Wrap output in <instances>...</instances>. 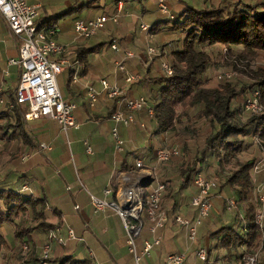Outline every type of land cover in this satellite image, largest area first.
Here are the masks:
<instances>
[{
	"label": "crops",
	"instance_id": "0c3cea01",
	"mask_svg": "<svg viewBox=\"0 0 264 264\" xmlns=\"http://www.w3.org/2000/svg\"><path fill=\"white\" fill-rule=\"evenodd\" d=\"M74 1L75 0H29V3L37 5V22L39 23L41 22L39 18V9H43L47 12L45 14L47 16L46 19H48L64 12L68 7L72 9L66 14L79 10L77 9L78 6H70ZM180 1L181 0H175L177 4H180ZM119 2L121 4V9L118 14L117 22L114 23L116 24V28L108 33L106 39H104L103 35L97 37V31L87 38H74V34H72L73 22L75 20L87 21L80 19L78 16L73 17L70 22L59 23L58 18L54 20V23L58 27V33L55 36L56 42L68 46L64 57L70 63H77L76 72L78 82L68 83L67 85V81H65L66 87L70 90L69 98L65 100L75 105L73 110H76L78 107L80 108L76 114L73 112V118L75 122L78 123V128L83 127L87 135L92 134L95 126L101 122H110L108 116L110 112L116 108V104L112 99L107 98L104 92L101 91L98 93L94 105L89 106L85 94L86 85L92 86L95 90H99L100 85L98 80L104 78L109 83L116 84L123 88L128 98L138 95L146 96L148 94L151 95V91L154 90V86L149 82V78L160 74L158 64L162 58L156 57L151 61L145 62L144 47L148 45V41L152 39L159 42L161 40L163 41L165 37L160 36L159 39L161 40H158V38H156L158 34L155 31L145 33L137 30L135 33V31H133L135 24H133V30L131 31L130 29V18L139 20L138 24L145 23L148 25L163 20V15L156 8V0H143L142 2H138L137 0L112 1L111 14L116 11ZM191 2H193V0ZM166 3L169 12L175 16L174 3L170 0H166ZM199 3L200 2L196 3V5ZM203 3L201 2L199 5ZM102 14L103 13L95 15L94 18ZM122 18L123 20L121 21ZM88 20L91 19L89 18ZM0 26L1 29L4 30L3 33L7 35L4 38L0 37V158L2 161L7 162L0 176V185L2 187H8L11 185L17 186L19 184H25L28 190L35 195L45 197L47 209H49V212L46 214V219L47 221L50 220L49 222L51 223L61 225V233L59 234L65 239L63 244L55 243V241L53 242L51 249L52 254H49V257L54 258L59 255H71L78 259L91 258L95 264H134L132 255L127 251L120 219L115 214L114 210L109 207L94 212L89 203V195L82 204V207L72 203L71 209H75L76 211L80 209L79 214H72V220L68 221L66 226H63L66 221L61 212V204H63L64 208L65 203L66 208L69 203L67 200L60 197L59 193H61L60 190L62 189L60 182L57 180L51 181L45 188V178L52 177L50 175L49 165L51 164V160H53V156L45 155L44 157H40L39 154L44 151H38V144L40 142H45L51 145V149L48 150V152H50L53 149L56 133L61 130L59 124L54 120L46 118L34 120L23 119L22 106L13 105L12 100L18 80L19 69L15 65H7V59L14 58V56L17 55L18 42L10 35L6 23L1 16ZM123 27L126 28V35H118V32L121 31ZM177 36L174 35V38L178 39ZM8 37L10 39L9 41L7 40ZM92 37H94V41L90 42V38L92 39ZM107 40H113L118 46V49L116 51L111 50L104 44L96 53L86 55L84 62L79 61L75 56V51L73 50L75 47L91 46ZM14 50L16 54L13 56L11 54ZM123 51H131L134 53L133 57L124 61L127 72L138 73L140 76L139 80L132 81L129 84H125L122 80V74L114 70L113 63L122 57ZM72 67L74 66L65 68L67 70L66 80H68L72 72ZM3 71H6L5 75ZM149 120L150 118L142 109L139 112H134V123L129 126H119L118 133L123 140V148L119 152H113L112 144H109L110 153L102 156L103 153L101 155L102 158H99L98 155L100 154L98 152L96 153L95 149L94 151L89 149L90 152L86 151L87 147L84 149L85 154L89 157V163L91 164L89 171L92 169L98 170L100 167L104 170L100 192L107 186L112 190L109 195H104L102 193L103 196L102 198L99 197L100 199H105L107 202H115L117 206H121L115 189L119 184H122L121 177L124 172L133 166L136 159H141L143 165L149 167L146 163L155 161L154 150L158 147L156 145L158 143L162 146L167 145L170 131L153 134L152 122ZM140 123L143 124V127L140 126ZM149 123H151L150 128L147 125ZM23 133L26 134L25 139L23 138ZM24 155H26V157H23ZM175 159L174 156L171 157V162L165 164L163 167L164 170L157 172V176L154 173L155 162L152 167L154 178L167 184L165 185L166 187L165 191H163L161 201V208L165 213V220L162 227L156 228L154 232H149L148 227L150 222L145 216L141 217L142 225L139 234L135 238L137 250L139 251L141 249L144 240L153 241L157 239L158 241L156 244H152L149 255L144 257V264H161L162 259L167 254L178 252L184 253L182 264H235V261L231 259L222 258L225 256V250L218 246L219 236L214 233L217 228L222 225H235L237 223L235 216L226 212L221 198L226 196L225 194L227 193L232 194L231 188L227 185H221L219 189H213L211 209L207 217L197 225L195 240L189 242L186 238L183 226L174 221V216L179 215L187 219L193 217L194 208L190 205V198L196 193V189L191 184L182 190L178 189V184L180 182L178 169L180 164H177ZM99 161L104 165L102 164V166L99 164ZM105 162H107V164H105ZM211 163L214 164V166L216 165L215 162ZM199 170L205 176L210 177L208 176L210 175L209 171H213L215 168L209 167L207 171V173H209L208 175L204 170ZM137 172L138 170H135L134 173ZM18 175L22 176V178H18L20 181L17 179ZM149 183L145 186V194L147 193V186ZM92 196L96 197L95 195ZM75 206L76 208H74ZM51 209L58 210L60 212V218L56 217ZM48 214H53V218L47 217ZM80 220L83 221L82 224ZM66 228L72 230L74 238H65ZM86 229L94 230L96 235L94 233V236H89L91 233H87V236L82 238L81 233L86 232ZM75 231L79 234L76 235ZM35 240H38L37 244L39 245L43 239L36 237ZM85 241L87 243H84ZM81 242L83 244H80ZM87 244L89 245V250L85 251ZM200 246L205 247L207 250V257L204 261L198 260L194 254L196 248ZM37 247H40V245Z\"/></svg>",
	"mask_w": 264,
	"mask_h": 264
},
{
	"label": "trees",
	"instance_id": "16d2710c",
	"mask_svg": "<svg viewBox=\"0 0 264 264\" xmlns=\"http://www.w3.org/2000/svg\"><path fill=\"white\" fill-rule=\"evenodd\" d=\"M180 2L182 7L175 16L172 13L171 17L163 15V20L149 24L148 32H159L162 28L173 33L178 32V39H175L174 45L165 44V47H158L162 50L163 58L166 56L165 50L169 53V61L165 58L163 60L169 65L170 74L160 73L149 78V82L154 86V90L151 91L152 102L149 104L152 109L149 117L152 122V133H164L182 121L187 122L185 125L187 129L194 116L206 121L208 132L201 145L193 149L188 161L180 164L178 189L182 190L190 185L193 173L199 170L204 162L214 161L217 169L221 170L226 164L230 165L231 169L222 176L223 185L231 188L233 196L231 198L236 205H242V209L244 206L243 223L237 221L235 225H222L214 233L219 236L218 246L225 250V256L222 258L231 259L235 264H243L241 259L243 252L238 251V248L244 242L243 239L248 238V243L251 244L256 238L254 205L249 199L252 187L251 172L255 163L252 157L238 160L235 155L246 146L243 137L257 136L258 143L264 144V66L256 69L247 68L246 76L249 77V82L240 86L238 90L227 81L216 86H207L205 71L210 64V56L205 49L219 43L230 53L232 46H236L241 49L240 54H233L234 61L238 60V63L240 58L249 59L250 53H259L264 59V2L243 3L237 0L231 3L229 8L220 4L195 7L184 1ZM91 3L90 0L77 8L90 6ZM71 9L68 7L64 12L42 20L39 25L55 24V18L68 13ZM112 41L75 47L73 50L78 60L84 62L86 55L96 53L104 44L109 47ZM229 65L234 67V62L231 61ZM68 83L67 80L66 84ZM254 91L257 92L258 104L262 106L259 112L249 113L241 106L231 105V101L237 95L248 92L249 97ZM12 101L13 105H19L15 95ZM25 110L26 108L22 107V112ZM23 138H26L25 133ZM183 139L180 138L182 150L188 152V146ZM18 178L22 176L18 175ZM163 183L165 191L167 184ZM20 187V184L8 187L0 185V227L3 224L14 225L10 240L5 239L0 233V259L2 258L3 264H42V261L47 264H95L91 258L78 259L71 255H59L43 260L38 256L35 248L38 240L35 238L45 240L48 230L56 227L57 223H51L46 219L45 197L37 196ZM145 195L143 192V197ZM162 197L163 195L160 204ZM51 211L59 217L58 210ZM25 216L29 219L24 218ZM23 244L26 245L24 253L21 252ZM16 254L18 259L23 258V261L19 263L12 261ZM259 264H264V258Z\"/></svg>",
	"mask_w": 264,
	"mask_h": 264
},
{
	"label": "built area",
	"instance_id": "2783aa9c",
	"mask_svg": "<svg viewBox=\"0 0 264 264\" xmlns=\"http://www.w3.org/2000/svg\"><path fill=\"white\" fill-rule=\"evenodd\" d=\"M156 8L162 15L171 17L166 0H156ZM120 9L121 4L119 2L116 11L112 14H102L87 21L75 20L72 26L74 38L91 36L106 21L116 23ZM37 14V5L29 3V0H0V16L5 21L10 35L18 42L17 56L7 59V65H15L19 69L14 91L15 100L19 105L26 108L22 112L25 120L38 118L54 120L59 124L60 130L66 133L68 129L78 128V123L73 118L75 105L62 98L57 86L56 76L62 69L74 66L68 81L69 83H77V63L68 62L64 57L68 46L56 42L57 25H39ZM138 29L147 33L149 25L139 23ZM109 48L116 51L118 46L112 41ZM161 52L162 50H159L157 46L146 45L144 48L145 62L152 60L155 56L163 58ZM131 57H133L132 52L123 51L122 57L113 63L114 70L122 74V80L125 84L137 81L140 78L138 73H130L125 69L124 61ZM159 69L162 74H170L169 65L162 59L159 62ZM3 74L5 75L6 71H3ZM225 76H228V74H225ZM98 83L100 85L99 90H95L89 85L85 86L88 105H94L98 93L101 91L104 92L107 98L115 102L116 108L108 116L112 124L109 133L113 151L119 152L123 148V140L117 131L116 125H131L134 123V112H139L142 109L150 117L152 109L148 106L145 96L138 95L128 98L124 90L116 84H111L104 78H100ZM256 97L257 92L254 91L244 99L243 109L245 112L257 113L261 110ZM140 126L143 127V124L140 123ZM50 149L51 145L49 143L41 142L38 144V151H48ZM86 151L90 152L88 147ZM178 153L179 150L176 146L157 148L154 150L155 162L164 163L171 157L177 156ZM257 169L258 165L255 163L252 172H256ZM135 170H138V172L134 173ZM121 178L122 184H119L115 189L121 206H117L115 202H107L105 199L92 195H89V203L94 212L101 211L106 207L114 210L121 222L127 251L132 255L133 263L139 264L141 257L149 255L152 244L158 242L157 239L153 241L144 240L141 249L137 250L135 238L139 234L142 225L141 217L145 216L150 222L149 232H154L156 228L162 227L165 213L161 208L160 199L164 190V183L154 178L153 169L144 166L141 159H136L133 166L126 170ZM146 178H150V183L147 186V193L143 197L145 191L144 187L141 186V182ZM190 183L196 189V193L190 198L194 215L191 219L175 215L174 221L183 226L187 240L193 242L196 237L197 225L207 217L211 208L212 191L217 184L214 178L205 176L200 170L193 173ZM20 188L22 190L28 189L25 184H22ZM253 190L255 191L254 200L261 207V210L254 216V222L256 230H261L264 220V184H255ZM111 192L112 190L108 186L102 189L104 195H109ZM223 205L225 210L228 211L236 208V203L231 197H225ZM239 218L242 219V216L239 215ZM65 238H74L70 228H66ZM46 239L48 241L43 244L40 250L42 260L49 257L52 241L58 244H63L65 241L59 234V226L48 230ZM261 248V245H258L250 253L245 254L243 264H257ZM25 250L26 245L23 244L21 252L24 253ZM194 254L198 260L204 261L207 257V250L205 247L200 246L196 248ZM183 260L184 253H169L162 259L161 264H182ZM42 264L46 263L42 261Z\"/></svg>",
	"mask_w": 264,
	"mask_h": 264
},
{
	"label": "rangeland",
	"instance_id": "374dc122",
	"mask_svg": "<svg viewBox=\"0 0 264 264\" xmlns=\"http://www.w3.org/2000/svg\"><path fill=\"white\" fill-rule=\"evenodd\" d=\"M90 0H75L73 3L70 4V6H79L83 3H87ZM112 1L113 0H93L90 6H86L83 8H77L79 10H75L70 12L69 14H66L64 16H61L58 18L59 23L62 22H70V20L75 17L78 16L80 19H84V20H88L89 18L92 19L94 18L95 15L98 14H111L112 11ZM172 3L175 2V0H170ZM184 1L185 3H187L188 5H192V6H200L199 4L202 2H204L203 4L206 5H210V4H220V6H225L226 8H229L230 4L237 2V0H193V2H191L190 0H181ZM243 3H255V2H264V0H240ZM200 2L199 4L196 5V3ZM195 3V4H193ZM229 5H228V4ZM167 4V3H166ZM202 4V5H203ZM175 5V12L174 14L177 13V11L180 9V7H182V4H177L176 2L174 3ZM180 5V6H179ZM168 7V5H167ZM63 9V8H62ZM61 9V10H62ZM169 9V8H168ZM60 10V11H61ZM47 12H45V10L43 9H39V18L40 20H44L46 19V14ZM123 20V18L121 19V21ZM83 21V20H82ZM138 21L139 20H135L133 18H130V29L131 31L133 30L132 28L134 27L133 24H135V28L133 31H135V33L137 32L138 29ZM116 24L111 23V21H107L102 28H98L97 31V37H99L100 35H103L104 39H106L108 37V33L112 32V30H114L116 27ZM122 30L118 32V35H126V28H121ZM4 30L1 29L0 26V37L4 38L7 35L3 33ZM116 33V32H115ZM178 32L173 33L170 32L169 30L166 29H162V31L157 32L158 40L160 36H164L165 39L162 41L157 42L155 39H152L151 41H148L149 44L148 45H153V46H157V47H165V44H170V46L174 45V43H176L174 35L177 36ZM73 34V31H72ZM178 37V36H177ZM7 40L9 41V37L7 38ZM94 41V37H92V39L90 38V42ZM14 42V41H13ZM178 42V41H177ZM145 48V47H144ZM166 49V48H165ZM210 56V64L208 66V68L205 71V75H206V85L207 86H216L219 85L225 81L230 82L233 86L234 89L238 90L240 88V86H242L243 84L245 85L247 82H249V77L246 76V70L248 69H256L257 67L260 66H264V59L262 58V56L259 53H250L248 55L247 60H244L242 58H240V63H238L237 61H234L233 58V54L241 53V49L236 47V46H232V50L230 53H228V51H225V47L223 44H219L216 43L214 45H212L211 47H208L205 49ZM131 52V51H130ZM166 52V56L164 55V58L167 59V61H169V53L165 50ZM244 54V52H242ZM16 52L15 50L12 52L11 55H15ZM110 54V53H107ZM133 56L134 53L132 52ZM232 55V56H231ZM17 55L14 56V58ZM159 57V56H155L154 58ZM162 58V60L164 59ZM164 59V60H165ZM161 61V60H160ZM234 62V67L233 65H229L230 63ZM244 62V63H241ZM161 70H159L160 72ZM162 73V72H160ZM225 74H228V76H225ZM220 76H222L220 78ZM67 79V70L64 68L61 70V72L57 75V85L60 91V94L62 96V98L65 100L66 98H69V88L66 87L65 85V81ZM248 84V83H247ZM121 88V87H120ZM123 89V88H122ZM124 90V89H123ZM248 93V92H247ZM247 93H241L239 95H237L232 101H231V105L233 107L236 106H241V108H243V102H244V98L246 97ZM151 96L152 95H146L145 97L147 98V101L149 102V104H151L152 100H151ZM248 97V94H247ZM230 105V106H231ZM150 106V105H149ZM151 107V106H150ZM262 108V106H261ZM80 108L78 107L76 110H73V112L76 114L77 111H79ZM192 116V113L190 114ZM247 116V115H246ZM24 119V118H23ZM150 121V120H149ZM187 124L186 121H182L181 123H178L174 126V128H171L169 132V136H168V142L166 146H162L161 144H157L156 148H164V147H170V146H176L179 150V153L177 156H174V158H176V163L177 164H182L185 161H188L191 155V152L193 151V149L196 146H200L203 138L205 137V135L208 132V125L206 123L205 120H203L202 118H195V116L191 119V124L190 127L185 129V125ZM111 122L109 121H103L100 124H98L97 126H95L94 131L92 132V134L87 135L84 131L83 127L77 128V129H68L66 131V133H64L63 131H59L56 133V139L54 140L53 143V149L48 152L45 151L40 153L39 156L40 157H44L45 155H50L53 156V160H51V164L49 165V171H50V175L52 176L51 178L46 177L45 178V188L47 187V184H49L51 181H58L61 184V193H59L61 198H64L65 200H67V202L69 203L66 208H65V203H64V208H63V204H61V212L63 214V217L65 219V223L63 224V226H66V223H68V221L72 220V214L76 215L79 214V210H75V209H71V206L73 205L72 203L77 204L78 206L82 207V204L86 201L85 199L88 198V195H95L96 197H101L102 198V192H100V186L103 183L102 179L104 176V170L100 167L98 170L92 169L90 170V166L91 164L89 163V157L85 154L84 149L86 147H88L89 149H91V151H94V149L96 150L95 152L99 153L100 155L99 158H102V156L107 155L108 153H110L109 150V144H112V140H110V128H111ZM148 127H151V123L147 124ZM121 125H116L117 131L118 128ZM182 134V135H180ZM180 138H184L183 140H185L187 146H188V152H185L184 150H182L181 147V140ZM245 140V144L246 146L244 147L243 150L239 151L238 153H236L235 158H238V160H244L246 158H250L252 157L254 159V163H256L258 165V169L256 172H251V177H252V187H251V193H250V200L254 205V211H253V220H254V216L255 214H257V212H259L261 210L260 205H258L254 198H255V191L253 190V187L255 184L258 183H262L264 184V144L262 143H258V137H243ZM41 143V142H40ZM109 151V152H108ZM113 151V149H112ZM114 152V151H113ZM104 153V154H103ZM103 154V155H102ZM102 155V156H101ZM23 157H26V155H24ZM155 162V161H154ZM154 162H147L146 165H149V167H153L154 166ZM171 162V160L169 159L167 162L165 163H158L155 162V170L154 173L157 176V172L159 171H163V167L165 166V164ZM211 162L214 163V161H207L204 162V164L202 165V167H200V169L204 170L206 172V174L208 175L209 173H207L208 168L209 167H214L215 170L213 171H209L210 172V177L214 178L216 181V188L219 189V186L223 185V174L228 172L231 167L230 165L226 164L224 169H217V166L214 164H212ZM7 162H4L1 160L0 158V176L1 173L4 171V165ZM99 164H103L102 162L99 161ZM105 164H107V162H105ZM104 165V164H103ZM102 165V166H103ZM211 165V166H210ZM181 166V165H179ZM191 184V183H190ZM36 185V184H35ZM27 186V185H26ZM37 187V185H36ZM28 188V187H27ZM28 190V189H27ZM146 190V187L144 186V191ZM101 194V195H100ZM226 196L221 197L222 198V202L223 199L225 197H233L231 193H227L225 194ZM64 200V201H65ZM211 209V208H210ZM244 209V206H243ZM243 209H242V205L240 206L239 204L236 205V208L233 210H226V212H228V214H233V216L236 217V220L239 223H243L242 219L239 218V215L242 216L243 218ZM49 212L48 209H46V214ZM209 213V212H208ZM47 217L49 218H53V214H48ZM78 217V216H77ZM24 218L29 219V217L25 216ZM16 221V219H15ZM50 221V220H49ZM79 222V221H78ZM81 224L83 223L82 220H80ZM59 224H57L56 226H58ZM14 225L12 224H3L0 227V233L2 234V236H4L5 239L10 240L11 237V233H12V227ZM85 226V225H84ZM61 225H59V233H61ZM86 232H82L81 236L82 238H84L85 236H87V233H91L89 236H94V230H90V229H86ZM84 231V230H83ZM93 231V232H92ZM76 232V231H75ZM79 233L76 232V235H78ZM96 235V233H95ZM62 236V235H61ZM83 240V239H81ZM247 240V244L245 243V241ZM243 239L244 242H242V244L239 246L238 251H242L243 255L241 257L242 261H243V256L247 253H250L252 250H254L256 247H258V245H261V250L259 253V257H258V261L257 264H259L262 259L264 258V220L262 223V229L261 230H256V238L251 242V244L248 243V238L247 239ZM48 241L47 239L43 240L41 242V244L39 243L40 247L38 244H36L35 248L37 249V252H39V256H40V250L41 247L43 246V244ZM57 243V242H55ZM84 243H87L86 241ZM80 244H83L82 242ZM52 245H53V241L51 242V249H52ZM85 251L89 250V245L87 244V246L85 247ZM50 254H52V251L50 250ZM15 259L12 260L15 263H19V261H23V258L20 260L17 257V254L14 257ZM25 260L27 258L24 257ZM0 264H3L2 262V258L0 259ZM24 264V263H22ZM139 264H144V257H141L139 260Z\"/></svg>",
	"mask_w": 264,
	"mask_h": 264
},
{
	"label": "water",
	"instance_id": "95a60500",
	"mask_svg": "<svg viewBox=\"0 0 264 264\" xmlns=\"http://www.w3.org/2000/svg\"><path fill=\"white\" fill-rule=\"evenodd\" d=\"M150 182V178H146L145 180H143L142 182H141V186H146L148 183Z\"/></svg>",
	"mask_w": 264,
	"mask_h": 264
}]
</instances>
